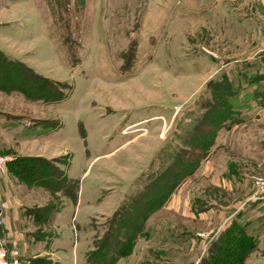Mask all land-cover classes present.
Segmentation results:
<instances>
[{"label": "rangeland", "instance_id": "1", "mask_svg": "<svg viewBox=\"0 0 264 264\" xmlns=\"http://www.w3.org/2000/svg\"><path fill=\"white\" fill-rule=\"evenodd\" d=\"M262 2L7 0L9 24L1 33L0 50L61 84L67 93L59 103L30 100L20 90L31 96V88L6 79L0 71V123L18 124L19 130L6 131L8 141L1 153L12 159H54L70 179L58 193L17 182L24 199L22 229L31 233L30 240L58 239L61 264H92L87 254L122 202L171 160L170 144L182 146L180 136L193 118L187 114L197 116L202 96L209 98L206 84L223 72L241 77L245 61H260ZM143 120L148 121L136 124ZM44 122L54 128L41 131L36 123ZM30 128L38 136L27 143L21 136ZM248 129L255 132L258 127ZM235 130L241 142L240 129ZM228 131H219L211 151L180 186H158L163 190L158 202L168 199L147 221L148 235L118 264H146L154 261L156 252L168 257L165 264H199L214 234L226 228L220 217L223 206L246 197L243 191L228 193L213 185L214 178L220 176L222 182L227 165L235 175L243 168L253 170L241 153L222 145ZM199 148L191 149L188 157L196 160ZM75 188L77 202L71 199ZM52 206L62 212L44 223L43 211Z\"/></svg>", "mask_w": 264, "mask_h": 264}, {"label": "trees", "instance_id": "2", "mask_svg": "<svg viewBox=\"0 0 264 264\" xmlns=\"http://www.w3.org/2000/svg\"><path fill=\"white\" fill-rule=\"evenodd\" d=\"M246 64V67H254V64ZM0 71L4 72L3 75L6 79L19 82L25 89L31 88L33 91L31 96L27 91L20 90L30 100L59 103L67 98V93L63 91L61 84L38 74L25 63L8 57L1 50ZM262 82H264V74L250 76L243 72V76L240 78L239 76L231 77L227 72H223L206 84L205 91L209 98L203 99L204 96H202L200 100L201 114L200 112L197 116H193V112L187 114L193 118L191 124H188L186 133L180 136L182 146L177 147L170 144L167 150H170L171 160L164 161L159 172H152L146 185L140 191L128 196L122 202L120 208L108 221L104 235L95 241V248L88 252L89 262L92 264H118L122 259L132 254L138 240L149 233V230H146L147 221L160 210L168 199L166 197L158 202V196L163 192V190L157 189L158 186L168 182L171 189L174 190L192 176L200 161L213 148L219 131L221 129L230 130L242 121L240 116L243 110L249 111L251 107L248 101H260L261 107L264 108V89L258 88ZM255 86L257 88L254 89ZM56 87H59V90ZM251 88L252 91H250ZM52 90L54 92L50 95ZM204 102L207 103L206 106ZM48 124L47 122H44L43 125L36 123L41 127V131L54 128L53 125ZM206 129L208 130L206 131ZM31 131H34V128L28 130V132ZM196 146H200L201 153L195 160L188 155L189 151H193L191 149ZM161 157L163 159V156ZM190 159L192 160L190 161ZM6 169L20 184L26 182L31 186L43 187L56 193L63 192L70 182L66 172L57 168L54 159L17 156L6 161ZM171 172L175 174H171ZM78 193V188H75L71 197L73 202H77ZM64 196L67 197L66 194ZM60 210L61 208L53 206L45 209L43 211L46 213L44 223H47L46 221L52 215L60 213ZM34 221H38V218ZM183 235L195 240L199 239L194 233ZM257 247L258 240L249 233L244 212H239L231 224L210 242L199 264H246ZM154 256V261L148 259L146 264H165L164 262L168 259L166 256H160L158 252ZM29 263L59 264L48 256L30 258Z\"/></svg>", "mask_w": 264, "mask_h": 264}, {"label": "crops", "instance_id": "3", "mask_svg": "<svg viewBox=\"0 0 264 264\" xmlns=\"http://www.w3.org/2000/svg\"><path fill=\"white\" fill-rule=\"evenodd\" d=\"M262 1L264 6V0ZM6 2L7 0H0V36L2 31L6 29L5 26L9 24V22L5 19V12L8 9V4ZM9 5L12 6V4ZM259 58H261L260 61L254 62V67H246V63L249 64V62L245 61V63L242 65L244 72L248 73L249 75L250 73L254 72V76H257L258 74H264V70L261 68V66H264V54ZM251 69H254V71H251ZM242 76L243 72L240 78H242ZM255 88H257V86H255L254 89ZM258 88L264 89V82H262ZM248 104L251 106L250 110H243V113L240 116L242 121L227 132L229 137L227 140H225V142L222 143V145L226 147V149H235L236 152L239 154L241 153L243 162L246 161L247 163H250L252 167L251 169L253 170H249L248 168L244 169L241 166L243 169L238 170L239 174L235 175L233 172L229 171V166L227 165V170H225L222 174L223 183L220 180V176H217L214 178V180H212L213 185L223 187L228 193H238L239 191H243L246 194V197L243 201H239L238 203L230 202L223 206L224 211L221 212L220 217L224 220L223 226L228 227L239 212H244L245 223L248 231L258 240V247L255 250V253L253 252L248 258L246 264H264V199H261L257 202H249L254 183L264 180V129L262 128L264 126V108L261 107L260 101H248ZM148 120H143L136 124L139 125L140 123L146 122ZM17 125L18 124L7 125L0 123V158H6L7 160L12 159V157H7L6 154L4 156L1 152L5 151L6 142L8 141L5 135L6 131L9 129L11 133H16L19 131L17 130ZM251 125L258 127V129L255 130V132L249 131L248 127ZM235 129H240L238 135L239 138L242 137L241 142H239L234 135V132L236 131ZM256 131H258V133ZM37 136L38 135L35 133V131H31L30 133L22 132L21 138L24 139L21 140L28 143L30 139L36 138ZM23 141L20 142V140H16V143L19 142L20 144H23ZM235 141L237 143H235ZM21 187L22 186L18 184L17 181L8 173L5 161L2 165H0V211L4 214L3 229L6 235L9 237L10 246L16 248L21 253L22 264H30V258L45 256L51 257L54 260L57 258L59 261H56L61 264V259L56 253L58 249L56 241L58 239L51 242L32 241L30 240L31 233L27 232L26 228L22 229V226L26 227V225L23 220L25 217L22 215L24 199L23 195L20 193L22 189ZM176 212L180 213L181 211L178 210ZM182 215L184 214L182 213ZM209 221H212V219ZM53 223L55 228V222ZM220 232L221 229L219 228L214 234L212 240ZM41 244L45 246L42 247L43 245L41 246ZM252 257L253 259L251 260ZM194 264H198V260Z\"/></svg>", "mask_w": 264, "mask_h": 264}, {"label": "built area", "instance_id": "4", "mask_svg": "<svg viewBox=\"0 0 264 264\" xmlns=\"http://www.w3.org/2000/svg\"><path fill=\"white\" fill-rule=\"evenodd\" d=\"M6 161L0 158V165ZM264 199V182H256L254 192L249 198V202H257ZM4 214L0 211V264H22V255L14 247L10 246L9 237L4 232Z\"/></svg>", "mask_w": 264, "mask_h": 264}]
</instances>
